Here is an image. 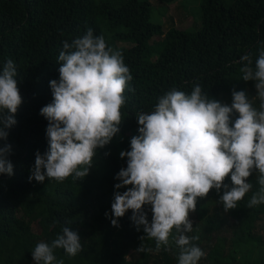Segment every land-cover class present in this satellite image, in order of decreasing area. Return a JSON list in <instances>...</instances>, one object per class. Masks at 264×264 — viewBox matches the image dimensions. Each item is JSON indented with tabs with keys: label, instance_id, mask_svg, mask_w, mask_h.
<instances>
[{
	"label": "trees",
	"instance_id": "1",
	"mask_svg": "<svg viewBox=\"0 0 264 264\" xmlns=\"http://www.w3.org/2000/svg\"><path fill=\"white\" fill-rule=\"evenodd\" d=\"M173 1L157 0L165 6ZM194 16L199 22L192 29H164L151 20L147 0H0V69L15 61L23 98L17 123L7 141H0L11 144L14 165L13 175L0 174V264H36L32 249L42 241L50 244L68 220L82 251L69 257L54 250L64 264H178L174 245L172 251H138L145 233L131 221L132 210L119 218V227L111 223L114 193L131 187L115 188L117 173L127 167L120 152L130 150L131 138L139 135L136 113L154 111L158 98L173 88L190 94L200 84L210 98L227 104L233 89L243 90L258 108L255 82L242 79L239 61L250 53L254 66L264 48V0H200ZM88 28L121 51L133 77L120 131L97 150L82 180H29L36 153L49 147L41 108L53 101L50 81L59 79L63 42ZM257 177L254 172L252 189L227 212L219 202L223 189L198 198L190 214L193 231L187 233L199 236L193 243L206 254L198 264H264V204L247 207L259 190ZM225 183L231 185L230 176ZM145 210L151 221L150 206ZM143 243L155 249V241Z\"/></svg>",
	"mask_w": 264,
	"mask_h": 264
},
{
	"label": "clouds",
	"instance_id": "2",
	"mask_svg": "<svg viewBox=\"0 0 264 264\" xmlns=\"http://www.w3.org/2000/svg\"><path fill=\"white\" fill-rule=\"evenodd\" d=\"M57 61L59 79L50 81L53 101L41 108L49 122V147L36 153L29 177L37 182L46 177L82 180L89 174L97 150L120 131L125 90L133 79L121 51L110 47L103 35H94L92 28L71 42L65 40ZM239 62L242 79L255 82L258 108L243 90L233 89L227 104L210 98L196 84L190 94L175 88L167 91L151 113H136L139 135L131 138L130 150L120 152L127 167L117 173L120 183L115 185L131 187L114 193L111 223L119 227V218L132 210L131 221L145 233L138 251L159 252L162 247L172 251L174 245L178 264H198L206 254L193 243L199 236L187 235L193 231L190 214L196 211L198 198L223 189L219 202L225 212L235 209L252 189L249 178L254 172L260 187L247 207L264 204V48L254 66L250 53ZM18 75L12 59L0 69V141H7L23 102ZM11 153V144H0V174H14ZM229 176L231 185L225 183ZM145 206H150L151 221ZM71 224L68 220L50 244L35 245L36 264H64L54 254L56 249L69 257L82 251L81 237ZM146 239L155 241V249L143 243Z\"/></svg>",
	"mask_w": 264,
	"mask_h": 264
},
{
	"label": "rangeland",
	"instance_id": "3",
	"mask_svg": "<svg viewBox=\"0 0 264 264\" xmlns=\"http://www.w3.org/2000/svg\"><path fill=\"white\" fill-rule=\"evenodd\" d=\"M151 4V20L161 24L164 29L171 25L183 29H192L194 23L199 22L194 13L199 9L200 0H174L168 6L162 5L157 0H147ZM253 95L250 99L253 100Z\"/></svg>",
	"mask_w": 264,
	"mask_h": 264
}]
</instances>
